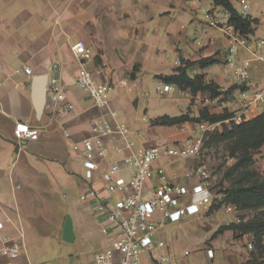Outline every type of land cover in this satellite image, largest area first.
<instances>
[{
	"label": "crops",
	"instance_id": "obj_1",
	"mask_svg": "<svg viewBox=\"0 0 264 264\" xmlns=\"http://www.w3.org/2000/svg\"><path fill=\"white\" fill-rule=\"evenodd\" d=\"M249 1L246 16L258 24L252 34L242 35L249 47L239 48L238 60L253 58L258 40L264 39V0ZM232 3L242 13V0ZM225 12L214 0H0V221L4 223L0 238L7 236L21 246L19 258L0 256V264H36L60 252L76 254L75 264H96V253L109 247L111 236L103 231L105 215L98 213L96 200L80 199L90 184L83 177L81 154L73 149L91 135L92 125L104 119L123 122L139 146L167 147L199 136V122L155 125L157 117L199 118L204 110L232 113L217 121L221 130L236 115L249 120L264 113V103L246 106L241 96V89L252 93L264 87V62L254 61L251 78L242 88L229 80L228 36L221 27L210 26L212 18L222 21ZM206 37L207 46L195 42ZM77 41L91 50L90 58L74 55ZM201 59L213 62L201 66ZM25 66L33 73L16 71ZM81 66L114 85L108 109L97 107L76 83ZM185 66L191 78L200 76L220 94L193 93L164 80ZM193 69L197 75L190 74ZM41 76L46 80L38 102L35 87ZM52 77L63 87L64 102H50ZM165 84L172 89L163 91ZM219 95L220 102L212 101ZM69 103L72 110L66 109ZM19 122L38 128L39 138L19 140L15 135ZM106 142L113 145L111 139ZM194 158L162 156L153 164L146 188L159 181V167L170 182L190 185L187 172L200 166L192 165ZM254 166L264 174V145L255 154ZM99 183L95 185L101 187ZM212 183V203L199 214L164 221L152 247L142 253V264H256L240 230L227 226L229 219L250 212L231 203L219 204L220 187L213 178ZM68 218L72 241L64 239ZM210 249L213 256L208 255Z\"/></svg>",
	"mask_w": 264,
	"mask_h": 264
},
{
	"label": "built area",
	"instance_id": "obj_2",
	"mask_svg": "<svg viewBox=\"0 0 264 264\" xmlns=\"http://www.w3.org/2000/svg\"><path fill=\"white\" fill-rule=\"evenodd\" d=\"M249 0H242L244 10L242 15H248ZM221 19H227L222 23L217 18H212L210 26L221 27L229 39V46L225 51L226 65L231 83L246 85L251 78V70L254 61L264 62V39L257 42L253 58L238 60L236 54L241 46L249 47L235 26L229 23V14L223 13ZM222 23V25H220ZM195 42L204 47L210 42V38L197 39ZM74 55L79 59L91 57V50L83 41H77L72 46ZM18 73L24 71L32 74L29 66L17 69ZM198 70L190 71L191 75H197ZM76 83L83 89L94 104L102 109H108L114 85L98 80L93 72L85 66H81L75 77ZM170 84H165L163 91H170ZM48 96L50 102L57 104L66 100V95L59 80L52 77L49 80ZM241 96L246 106L252 103H264V87L254 90L241 89ZM220 102L221 97L212 99ZM74 106L67 104L66 109L72 110ZM114 116L115 113L113 112ZM243 114L232 118L234 123H241ZM220 123L202 121L198 123L200 135L178 141L167 147L139 146L131 138L130 129L126 123L112 122L104 119L91 126V135L73 145V149L81 154L84 167L83 177L90 184L80 195V199L87 201L96 200V208L99 214L105 215L103 231L111 236L108 248L96 253V264H142L141 255L153 245V237L164 221L176 222L185 217L199 214L202 208L212 203L214 188L212 175L204 166H198L188 171L187 176L191 184H176L170 182L162 167L156 172L159 181L151 188H146V183L153 172V164L166 155L176 159H188L197 157L201 152L206 136L217 130ZM15 135L19 140L39 138V129L30 126L26 122L16 124ZM69 137L70 133L65 132ZM111 139L113 145L106 142ZM122 142V145L118 143ZM112 155L115 159L111 160ZM101 183L102 186L95 185ZM99 183V184H100ZM157 218V219H156ZM239 216L227 221V225L243 222ZM4 223L0 221V231ZM240 236L246 240L249 250L254 249L253 234L240 232ZM21 246L19 242H12L7 236L0 238V256L10 259L19 258ZM208 255L213 256V250H208ZM161 264H170L162 261Z\"/></svg>",
	"mask_w": 264,
	"mask_h": 264
},
{
	"label": "trees",
	"instance_id": "obj_3",
	"mask_svg": "<svg viewBox=\"0 0 264 264\" xmlns=\"http://www.w3.org/2000/svg\"><path fill=\"white\" fill-rule=\"evenodd\" d=\"M214 2L229 14V23L233 24L241 35L246 36L254 32L258 20L239 13L232 0ZM212 62L211 59H201L199 64L206 66ZM187 67H180L175 74L164 76V80L176 84L181 89L190 88L193 93L211 90L214 95L220 94L214 84L203 82L200 76L191 78L187 73ZM232 115L227 112L215 115L204 110L199 118H191L188 114L177 117L163 115L153 120V124L170 126L187 120L217 122ZM220 143L228 146L229 156L234 162L224 170L220 182L215 185L220 187L219 193L222 194L219 204L231 203L242 211L250 212L248 215H239L244 219L243 222L227 226L253 234L254 263L264 264V174L254 166L255 154L264 145V113L238 124L234 122L224 124L221 130H215L206 136L203 147ZM258 257L262 258L260 262Z\"/></svg>",
	"mask_w": 264,
	"mask_h": 264
},
{
	"label": "rangeland",
	"instance_id": "obj_4",
	"mask_svg": "<svg viewBox=\"0 0 264 264\" xmlns=\"http://www.w3.org/2000/svg\"><path fill=\"white\" fill-rule=\"evenodd\" d=\"M238 5V4H237ZM155 93V91H152ZM234 162V159L229 156V149L225 143L205 145L196 158L193 159V166H204L213 177L214 185L218 184L223 176L224 170ZM227 185V182H225ZM67 246L66 243H61ZM76 255V254H74ZM65 253H53L49 259L36 264H75L78 257ZM77 262V261H76Z\"/></svg>",
	"mask_w": 264,
	"mask_h": 264
},
{
	"label": "water",
	"instance_id": "obj_5",
	"mask_svg": "<svg viewBox=\"0 0 264 264\" xmlns=\"http://www.w3.org/2000/svg\"><path fill=\"white\" fill-rule=\"evenodd\" d=\"M45 80H46V76H41L36 80L35 94L38 102L41 101V98L43 96ZM73 238L74 235H73L72 222L71 219L68 218L65 226L64 239L67 241H72Z\"/></svg>",
	"mask_w": 264,
	"mask_h": 264
}]
</instances>
